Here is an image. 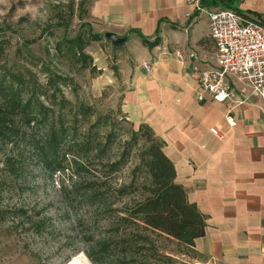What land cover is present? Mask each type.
Masks as SVG:
<instances>
[{
    "label": "crops",
    "instance_id": "obj_1",
    "mask_svg": "<svg viewBox=\"0 0 264 264\" xmlns=\"http://www.w3.org/2000/svg\"><path fill=\"white\" fill-rule=\"evenodd\" d=\"M231 5L264 23V0H231ZM87 13L97 34L126 36L114 50L116 73L98 52L96 82L117 81L125 117L134 126L148 124L162 140L175 181L205 216L204 235L195 239L194 249L217 264H264V101L238 84L245 101L230 111L235 125L229 126L231 104L198 100L191 60L173 54L195 50L213 63L206 14L192 0H89ZM141 36L157 43L145 45Z\"/></svg>",
    "mask_w": 264,
    "mask_h": 264
},
{
    "label": "trees",
    "instance_id": "obj_2",
    "mask_svg": "<svg viewBox=\"0 0 264 264\" xmlns=\"http://www.w3.org/2000/svg\"><path fill=\"white\" fill-rule=\"evenodd\" d=\"M200 4L232 8L231 0H200ZM101 37L90 29L79 31L72 38L56 40L53 52L47 49L45 58L29 56L25 64L16 66L5 63L10 38L0 39L1 169L8 176H18L31 159L49 176L69 172L70 177L78 179L72 184L75 189L82 187L90 203L99 204L105 201L102 179L120 172L134 159L128 179L117 184L115 190L118 199L128 198L114 229L117 233L123 227L118 240L122 245L119 262L125 261L133 244L139 243L132 225L174 239L194 258L202 256L194 249V241L204 235L205 216L187 200L184 188L175 181V168L162 150V140L146 123L137 128L130 123L124 128L122 123L127 119L120 104L115 110L100 111L78 96L73 76L50 66L53 55L66 53L80 63V70L95 72L98 69L85 49ZM141 41L145 45L157 43L143 36ZM200 42L204 44V38ZM33 43L35 40L25 39L23 47L29 49ZM19 53L16 47L14 54ZM64 88L74 95L73 100ZM4 180L0 178V194ZM32 227L41 229V218ZM117 247L114 239L104 238L87 248L85 254L94 264H102Z\"/></svg>",
    "mask_w": 264,
    "mask_h": 264
},
{
    "label": "rangeland",
    "instance_id": "obj_3",
    "mask_svg": "<svg viewBox=\"0 0 264 264\" xmlns=\"http://www.w3.org/2000/svg\"><path fill=\"white\" fill-rule=\"evenodd\" d=\"M88 3L89 0H0V39L10 38L7 66L23 65L29 56L45 58L47 49L53 52L56 40L72 38L79 31L89 32L90 29L92 34H97L88 19ZM25 39H33L35 43L25 49ZM16 47L20 48L19 55L14 54ZM114 50L108 38L102 35L100 40L91 41L85 52L91 55L94 64H98L97 54L102 52L103 58L112 65L117 56ZM138 50L135 48L137 54ZM49 63L54 70L74 77L78 96L84 101L94 104L100 111L119 107L117 81L98 84V70L93 73L88 69L80 70V63H75L66 53L53 55ZM111 67L116 73L118 65ZM64 91L67 97L74 99L68 88ZM126 121L122 123L124 128L131 123ZM132 127L137 128L133 124ZM134 162L133 159L120 172L102 179L105 201L91 204L83 188L75 189L72 185L78 179L70 177L69 172L49 176L28 159L18 176H8L1 169L0 161V178L5 179L4 191L0 194V260L9 264H66L73 257L83 255L84 263L94 264L85 250L101 239L112 238L118 247L102 264H217L202 256L194 258L174 239L142 225H132L139 243L133 244L125 261L119 262L122 245L118 240L123 227L118 225L117 233L114 229L128 198L118 199L115 190L117 184L128 179ZM20 210L24 213L18 214ZM39 218L42 227L35 230L33 222Z\"/></svg>",
    "mask_w": 264,
    "mask_h": 264
},
{
    "label": "built area",
    "instance_id": "obj_4",
    "mask_svg": "<svg viewBox=\"0 0 264 264\" xmlns=\"http://www.w3.org/2000/svg\"><path fill=\"white\" fill-rule=\"evenodd\" d=\"M192 3L207 16L209 36L214 42V61L212 63L206 54L195 50L184 55L174 49L173 54L180 60L185 57L191 60V69L198 77V100L208 97L215 102L231 104L225 118L229 126H234L230 111L245 101L236 88L238 84L249 88V96L264 101V23L232 8L207 9L200 0H192ZM144 68L148 70L147 64ZM209 130L217 136L222 135L215 127Z\"/></svg>",
    "mask_w": 264,
    "mask_h": 264
},
{
    "label": "water",
    "instance_id": "obj_5",
    "mask_svg": "<svg viewBox=\"0 0 264 264\" xmlns=\"http://www.w3.org/2000/svg\"><path fill=\"white\" fill-rule=\"evenodd\" d=\"M104 37L108 38L114 47H120L126 41V36H117L113 32H105Z\"/></svg>",
    "mask_w": 264,
    "mask_h": 264
},
{
    "label": "bare ground",
    "instance_id": "obj_6",
    "mask_svg": "<svg viewBox=\"0 0 264 264\" xmlns=\"http://www.w3.org/2000/svg\"><path fill=\"white\" fill-rule=\"evenodd\" d=\"M85 257L83 255L75 256L66 264H86L84 263Z\"/></svg>",
    "mask_w": 264,
    "mask_h": 264
}]
</instances>
